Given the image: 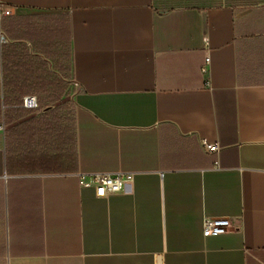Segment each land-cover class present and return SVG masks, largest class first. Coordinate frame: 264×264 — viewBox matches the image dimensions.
<instances>
[{
	"label": "crops",
	"instance_id": "1",
	"mask_svg": "<svg viewBox=\"0 0 264 264\" xmlns=\"http://www.w3.org/2000/svg\"><path fill=\"white\" fill-rule=\"evenodd\" d=\"M2 6L0 36L45 86L16 74L40 107L0 117V264H264V0ZM51 82L72 114L44 145L29 120L57 106ZM120 172V193L81 183ZM206 218L234 229L205 237Z\"/></svg>",
	"mask_w": 264,
	"mask_h": 264
},
{
	"label": "trees",
	"instance_id": "2",
	"mask_svg": "<svg viewBox=\"0 0 264 264\" xmlns=\"http://www.w3.org/2000/svg\"><path fill=\"white\" fill-rule=\"evenodd\" d=\"M1 21H3V19H1ZM6 40V43H0V83H2L0 88V117L3 118L7 124L9 121H18L27 117L30 113H33V111L23 109V99L21 100V97L16 94L20 88L24 92L25 87L23 80L16 77V74L26 72L27 74L32 75L33 84H35L33 89L34 92L42 89L45 86V82L42 81L43 73L41 72V65L33 64L26 58V56L19 53L16 48H12L7 36ZM55 83L51 82L53 86L57 87L55 91L58 93V96L46 98L49 99L51 105L57 104L62 100L64 91L67 87L65 84L62 85L61 82ZM19 85L21 86L19 87ZM11 89L13 90L12 92H10ZM27 92L29 91L27 90ZM35 98L39 106L42 98ZM60 108L61 107L56 106L53 110L41 115L38 119L33 118L29 120V123L33 124L30 132H33L35 138L43 139L44 145H47L46 138L50 137L54 132L59 136V133L62 131L61 122L68 120L67 118L63 119L59 116L61 111ZM49 115L53 116V119H55V124H50L51 126L47 124ZM72 117L73 115H71V118ZM11 133L12 135L8 136L9 138L11 136H16L22 139V137L25 136L24 128L19 126L12 129Z\"/></svg>",
	"mask_w": 264,
	"mask_h": 264
},
{
	"label": "built area",
	"instance_id": "3",
	"mask_svg": "<svg viewBox=\"0 0 264 264\" xmlns=\"http://www.w3.org/2000/svg\"><path fill=\"white\" fill-rule=\"evenodd\" d=\"M10 9L7 6L0 7V18L9 16ZM1 43H6V38L0 36ZM25 108L37 109L38 103L35 97H25L23 99ZM202 148L209 153H217L219 146L210 144L207 140L201 141ZM133 174L116 173V174H82L81 183L84 186H93L96 188L97 196L105 197L109 194L122 192L128 184L133 181ZM234 229V225L229 218H206L204 222L203 234L205 237L223 235Z\"/></svg>",
	"mask_w": 264,
	"mask_h": 264
},
{
	"label": "rangeland",
	"instance_id": "4",
	"mask_svg": "<svg viewBox=\"0 0 264 264\" xmlns=\"http://www.w3.org/2000/svg\"><path fill=\"white\" fill-rule=\"evenodd\" d=\"M70 102H71L70 99L67 97V98H65L64 100H62V102H59V103L57 104L58 107H61V108H60L61 111H60L59 116H60L61 118L64 117L63 119H66V117L68 116V114H72V112H71V108L68 107V106L71 104ZM67 113H68V114H67Z\"/></svg>",
	"mask_w": 264,
	"mask_h": 264
}]
</instances>
